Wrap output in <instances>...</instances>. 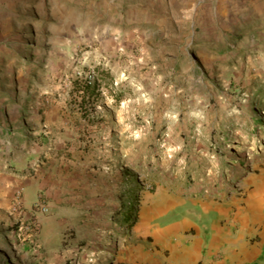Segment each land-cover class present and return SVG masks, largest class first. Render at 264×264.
Instances as JSON below:
<instances>
[{
  "label": "rangeland",
  "instance_id": "1",
  "mask_svg": "<svg viewBox=\"0 0 264 264\" xmlns=\"http://www.w3.org/2000/svg\"><path fill=\"white\" fill-rule=\"evenodd\" d=\"M40 162L78 196L25 219ZM263 174L264 0H0V264H207Z\"/></svg>",
  "mask_w": 264,
  "mask_h": 264
},
{
  "label": "crops",
  "instance_id": "2",
  "mask_svg": "<svg viewBox=\"0 0 264 264\" xmlns=\"http://www.w3.org/2000/svg\"><path fill=\"white\" fill-rule=\"evenodd\" d=\"M54 160L58 162L61 158L57 157ZM36 169L39 172V178H37L39 181L33 180L32 177L21 178L13 175L6 176L7 179L3 180L5 184L9 182L7 188L20 187L23 190L22 214L26 217L25 219L35 214L39 216L32 211V204L41 196H48V208L55 209V213L58 209L57 204L63 201L70 203L69 201L78 196L70 184L71 178L62 174L61 169L45 167L43 162H40ZM52 189L55 192H50L53 191ZM239 209L238 217L227 214L228 217L225 218L227 224L223 223V227L218 228L219 217H216L214 223H210L207 240V256L210 262L207 264H264V174L249 189ZM218 216L222 214L218 213ZM237 223L238 229L233 230V224L237 226ZM162 235L165 239H172L170 246L180 255L188 259H197L199 247L197 239L178 236L171 229L163 231ZM185 243L195 245V249H191L190 254L185 248Z\"/></svg>",
  "mask_w": 264,
  "mask_h": 264
},
{
  "label": "trees",
  "instance_id": "3",
  "mask_svg": "<svg viewBox=\"0 0 264 264\" xmlns=\"http://www.w3.org/2000/svg\"><path fill=\"white\" fill-rule=\"evenodd\" d=\"M89 86H90L89 82L84 83L83 85L80 86V92L83 93V94L86 93L88 91V89H89ZM253 124L260 126L261 125V117L258 118ZM130 200H131V195L129 194L127 196V201L124 203V207H123L124 213L122 215V223L129 222L130 221L129 218L133 214V211H131V208H130V206H131Z\"/></svg>",
  "mask_w": 264,
  "mask_h": 264
},
{
  "label": "built area",
  "instance_id": "4",
  "mask_svg": "<svg viewBox=\"0 0 264 264\" xmlns=\"http://www.w3.org/2000/svg\"><path fill=\"white\" fill-rule=\"evenodd\" d=\"M20 203H21L20 194L17 193V195L14 197L15 208H18L20 206ZM33 207H34V211L38 212V213H43L46 211L45 206H43L42 204H39V203H35ZM32 219L29 221V223H27V225H25V229L29 233L34 234V233H36L38 223H37V221H33Z\"/></svg>",
  "mask_w": 264,
  "mask_h": 264
},
{
  "label": "bare ground",
  "instance_id": "5",
  "mask_svg": "<svg viewBox=\"0 0 264 264\" xmlns=\"http://www.w3.org/2000/svg\"><path fill=\"white\" fill-rule=\"evenodd\" d=\"M182 242V241H181ZM185 248H186V250H187V252H188V254H190L191 253V249H195V245L192 243V244H187V243H185Z\"/></svg>",
  "mask_w": 264,
  "mask_h": 264
}]
</instances>
